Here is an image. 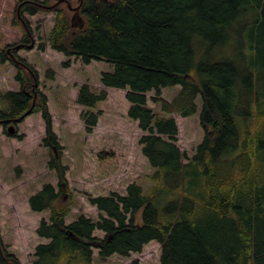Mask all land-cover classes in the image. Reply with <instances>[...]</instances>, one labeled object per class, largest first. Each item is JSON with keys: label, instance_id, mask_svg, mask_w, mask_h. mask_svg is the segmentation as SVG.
Returning a JSON list of instances; mask_svg holds the SVG:
<instances>
[{"label": "trees", "instance_id": "trees-1", "mask_svg": "<svg viewBox=\"0 0 264 264\" xmlns=\"http://www.w3.org/2000/svg\"><path fill=\"white\" fill-rule=\"evenodd\" d=\"M55 1L19 4L29 14L56 11L49 33L53 49L86 64L113 65L102 71L101 83L127 89L128 116L146 132L140 144L154 172L146 191L133 182L126 194L89 196L102 213L98 220L80 215L66 224L72 205L64 200L68 167L54 155L50 167L57 171L59 189L46 183L29 199L32 211H50L37 228L50 242L36 247L32 264H100L93 262L94 248L104 260L142 252L151 241L161 244L160 264H264V0H82L83 28L71 25L66 3L39 5ZM15 21L23 28L22 41L29 42L24 24ZM248 28L249 38L242 36ZM234 38L237 56L226 57L224 47ZM8 49L0 57L19 67L21 89L0 91L1 118L20 117L33 104L26 89L35 71L16 56L18 46L10 55ZM176 85L181 88L171 101L162 97L163 88ZM150 91L162 112L182 116L196 113L201 96L206 134L189 161L177 145L175 118L148 106ZM107 96L105 88L97 93L84 84L77 102L93 108ZM38 110L46 123L45 144L60 148L44 95L31 113ZM100 115L82 113L87 132ZM0 264H20L1 235Z\"/></svg>", "mask_w": 264, "mask_h": 264}, {"label": "rangeland", "instance_id": "rangeland-1", "mask_svg": "<svg viewBox=\"0 0 264 264\" xmlns=\"http://www.w3.org/2000/svg\"><path fill=\"white\" fill-rule=\"evenodd\" d=\"M21 1L0 0V53L7 46L12 49L10 51L18 46L17 55L35 71L37 88L41 95L47 97L53 131L60 145V148H52L45 144L46 123L41 110L28 114L15 125V137L9 136L5 131L8 126L0 122V235L6 250L15 255L20 264H32L36 258V247L50 242L37 234L41 220H48L50 211H32L29 199L46 183L59 189L57 171L50 167L54 155L68 167L69 191L65 193L64 200H70L72 205L66 224L80 215L94 221L100 218L102 213L89 202V196L113 192L126 194L127 186L133 182L146 191L152 184L150 175L154 168L140 144V138L146 132L128 116L131 103L126 98L127 89L104 87L101 83L102 71L113 70V65L98 60L86 64L80 56L69 57L53 49L49 44V33L55 24L56 11L25 13L20 9ZM16 17L22 24V20L27 23L29 42L22 41L23 28L16 23ZM249 34L248 28L242 36L249 38ZM235 39L224 47V53L229 55L226 57L237 56L239 44ZM67 61L70 65L64 66ZM18 73L17 65L0 57V91H20L21 84L16 78ZM84 84L97 93L105 88L107 98L93 108L78 104V92ZM180 88V85L163 88L162 97L171 101ZM154 95L155 91L147 93L148 106L161 115L175 118L179 128L177 145L185 154L184 162L189 161L206 134L200 119L201 96L196 99V113L182 116L162 112L160 104L152 100ZM3 108L0 101V115ZM88 110L101 112L91 133L87 132L82 119V113ZM103 152L105 154L101 158L99 155ZM94 235L104 237L105 233L95 230ZM160 257L161 244L151 241L142 252L127 257L115 254L104 260L99 257V249L94 248L92 258L94 263L100 264H160Z\"/></svg>", "mask_w": 264, "mask_h": 264}, {"label": "water", "instance_id": "water-1", "mask_svg": "<svg viewBox=\"0 0 264 264\" xmlns=\"http://www.w3.org/2000/svg\"><path fill=\"white\" fill-rule=\"evenodd\" d=\"M105 1H109V0H105ZM61 2H64L66 3V5L68 6V8L73 12L72 16H71V25L75 28H83L86 24V20L83 16V14L81 13V4H82V0H78V4L76 5H72L69 0H56L54 3L52 4H42L40 3L39 5L44 7V8H48V9H52L54 8L55 6H57L59 3ZM18 18L21 19V16L19 14V11H18ZM26 30L28 31V33L30 34L29 32V29H28V26H27V23L22 20ZM33 46V44L31 45ZM15 48V47H14ZM7 52H10V48L7 50ZM38 85L36 79H35V82H34V87H36ZM35 96H37V94H35ZM35 103V98L33 100V104L32 106L30 107V109L28 111H26L22 116L20 117H17V118H14V119H9L8 122H10V125L6 128V131H7V134L9 135H13L16 133V122H20L22 119H24L28 114L31 113V111L33 110L34 108V104Z\"/></svg>", "mask_w": 264, "mask_h": 264}, {"label": "flooded vegetation", "instance_id": "flooded-vegetation-1", "mask_svg": "<svg viewBox=\"0 0 264 264\" xmlns=\"http://www.w3.org/2000/svg\"><path fill=\"white\" fill-rule=\"evenodd\" d=\"M8 53L10 55V52H8ZM16 56L18 57L17 54H16ZM34 78H35V75H34ZM28 86H29V88L27 87V89H26L27 94L29 96L32 95L33 96V100L35 98V102H36L37 98H39L41 96V94H40L37 86L34 87V81H32V82L31 81H28ZM35 94H37V96H35ZM14 118H17V117L16 116L15 117L14 116L13 117H11V116L6 117L5 116V117L0 118V122H2L3 125L7 127L10 124V122H8V120L9 119H14ZM16 124H18V122H16Z\"/></svg>", "mask_w": 264, "mask_h": 264}]
</instances>
